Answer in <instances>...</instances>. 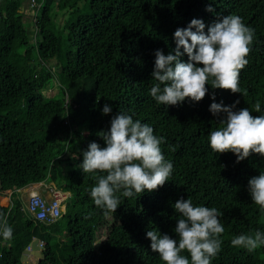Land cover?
Here are the masks:
<instances>
[{"label": "trees", "instance_id": "trees-1", "mask_svg": "<svg viewBox=\"0 0 264 264\" xmlns=\"http://www.w3.org/2000/svg\"><path fill=\"white\" fill-rule=\"evenodd\" d=\"M210 4L214 11L206 10ZM228 15L254 29L241 94L213 89L209 78L201 101L158 104L150 95L155 51L174 54V32L194 18L207 32ZM237 100L235 110L264 115V0H0V190L10 191L9 198L1 194L8 204H0V227L7 221L13 229L11 239L0 234V264H165L146 232L178 239L180 198L222 213L221 250L211 264H264V246L249 252L231 244L240 234L264 232V210L248 190V181L264 172V156L237 162L231 151L216 153L209 145L224 115L213 116L210 104ZM106 103L112 112L104 115ZM118 112L165 139L161 149L173 171L157 190L131 198L117 193L113 213L90 196L101 173H83L79 165L89 143L106 146L98 133ZM34 182L66 193L50 222L35 217L23 199ZM33 237L43 255L24 262ZM181 254L191 264L190 254Z\"/></svg>", "mask_w": 264, "mask_h": 264}, {"label": "clouds", "instance_id": "clouds-1", "mask_svg": "<svg viewBox=\"0 0 264 264\" xmlns=\"http://www.w3.org/2000/svg\"><path fill=\"white\" fill-rule=\"evenodd\" d=\"M206 10L214 11L211 4ZM204 29L203 20L194 18L186 28L174 32V54L155 51L151 76L157 83L151 87L150 95L158 104L176 106L186 98L201 101L208 92L209 78L213 89L241 94L239 75L248 63L246 57L254 40V29L237 15L224 16L211 23L207 32ZM184 54L187 62L181 60ZM212 100L215 101L214 94ZM237 104L239 100L231 106L210 104L213 116L224 114L219 121L221 127L209 133L211 149L216 153L231 151L237 162L252 154L264 156V115L254 116L248 108L235 110ZM255 111H261L259 102ZM110 112L112 107L106 103L102 114ZM98 135L106 146L89 143L79 165L83 173H101L90 190L98 208L115 213L120 204L117 193L131 198L145 190H157L168 181L173 164L165 159L161 149L165 139L154 135L148 124L118 112L112 116L110 128ZM248 190L252 201L264 210V172L248 181ZM174 209L180 214L174 228L178 239L148 230L146 238L151 241V250L165 264H190L188 257L181 254L184 251L190 254L191 264H211L221 250L220 236L225 231L220 221L222 213L215 207L195 206L190 198L178 199ZM0 234L5 240L11 239L13 229L7 221L0 227ZM231 244L252 252L264 246V232L240 234Z\"/></svg>", "mask_w": 264, "mask_h": 264}, {"label": "built area", "instance_id": "built-area-1", "mask_svg": "<svg viewBox=\"0 0 264 264\" xmlns=\"http://www.w3.org/2000/svg\"><path fill=\"white\" fill-rule=\"evenodd\" d=\"M27 189L29 197L25 201L26 206L35 217L50 222L61 214L65 192L42 182H34Z\"/></svg>", "mask_w": 264, "mask_h": 264}, {"label": "water", "instance_id": "water-1", "mask_svg": "<svg viewBox=\"0 0 264 264\" xmlns=\"http://www.w3.org/2000/svg\"><path fill=\"white\" fill-rule=\"evenodd\" d=\"M42 245L39 243L38 237H33L30 242L23 248V252L25 253H32L40 259L43 255L42 253Z\"/></svg>", "mask_w": 264, "mask_h": 264}, {"label": "rangeland", "instance_id": "rangeland-1", "mask_svg": "<svg viewBox=\"0 0 264 264\" xmlns=\"http://www.w3.org/2000/svg\"><path fill=\"white\" fill-rule=\"evenodd\" d=\"M2 193H6V196L8 198L10 192H9V190H6V191L0 190V204H1V207H7L8 202L6 204H3V197H1ZM28 197H29L28 194H24V196H23L24 201H26L28 199ZM36 258H37V256L32 254V253H27V254H25L24 252L22 253V259H23L24 262L35 263Z\"/></svg>", "mask_w": 264, "mask_h": 264}, {"label": "crops", "instance_id": "crops-1", "mask_svg": "<svg viewBox=\"0 0 264 264\" xmlns=\"http://www.w3.org/2000/svg\"><path fill=\"white\" fill-rule=\"evenodd\" d=\"M4 191H6V190H4ZM10 192V191H9ZM5 197H7L6 195H5ZM9 198V197H8ZM7 202H8V199H7ZM25 254H27V253H25Z\"/></svg>", "mask_w": 264, "mask_h": 264}]
</instances>
